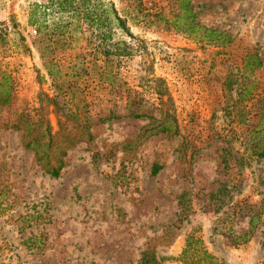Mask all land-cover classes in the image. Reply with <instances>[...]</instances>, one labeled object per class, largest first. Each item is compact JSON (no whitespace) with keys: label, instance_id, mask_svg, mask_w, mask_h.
<instances>
[{"label":"rangeland","instance_id":"1","mask_svg":"<svg viewBox=\"0 0 264 264\" xmlns=\"http://www.w3.org/2000/svg\"><path fill=\"white\" fill-rule=\"evenodd\" d=\"M32 1L0 0V73L12 88L0 106V264H180L191 233L223 264H264V157L251 149L264 110V0H190L200 25L232 36L225 47L171 28L175 0H110L132 38L114 29L102 48L124 43L127 55L103 59L84 27L52 54L65 70L58 90L26 24ZM252 55L260 67L248 73ZM76 108L57 134V117ZM109 109L117 119L65 147L72 119ZM161 119L174 135L148 133Z\"/></svg>","mask_w":264,"mask_h":264},{"label":"trees","instance_id":"2","mask_svg":"<svg viewBox=\"0 0 264 264\" xmlns=\"http://www.w3.org/2000/svg\"><path fill=\"white\" fill-rule=\"evenodd\" d=\"M176 11L170 20V26L177 32H181L192 39L216 47H225L232 43V36L221 29L210 28L200 25L195 18V14L191 9L190 0H175ZM26 24L33 29L37 40L41 45L42 52L40 54L43 60V68L47 77L51 80L55 89H59V80L61 74L65 70L56 63L52 58V54L56 49H65L75 38V35L81 34L84 27L93 29L97 32V44L94 46L100 49L103 59L111 57L112 55L124 56L127 55L128 47L124 43H113L111 46L113 51L104 50L103 44L111 43V31L116 29L128 38H132L128 32L123 19L116 12L110 0H34L28 4L26 12ZM4 35L0 30V45H3ZM122 47V48H121ZM249 59V62L247 60ZM260 67V61L256 56H247L243 61V70L248 73ZM107 76V75H106ZM108 77V76H107ZM109 78V77H108ZM159 82V80H155ZM246 94H250V89L247 88ZM12 97L11 80L5 73H0V106H6L10 103ZM257 101L260 96H256ZM53 107L56 111H60L64 105H59L53 102ZM125 108H127L128 116L132 118L142 117V114L134 113L129 110V102L125 101ZM78 108L73 110H66L63 115V120L57 117V134L64 131L66 122L76 115ZM73 113V114H72ZM19 116H22L20 114ZM258 121L253 126L251 134L260 135L259 141H251L252 151L259 157H264V110L257 114ZM21 118V117H19ZM118 116L114 115L112 110H108L106 114H97L96 121L88 119L87 115L75 120L72 119L70 127L67 129V139L65 147L72 145L74 142L91 141L89 134V126L92 123H103L105 121L115 120ZM175 124L167 119L157 121L148 130L151 135L165 134L174 135L177 131ZM25 135L29 134V128H25ZM50 135L48 134L47 144L50 142ZM26 148L33 151L37 160H41L39 151L34 147V143L30 141L24 144ZM60 155L64 152L60 150ZM61 162L58 161L56 167L47 170V173L56 177L60 169ZM159 169L158 166H152L151 174H155ZM264 209V198L261 200L260 210ZM251 224V223H250ZM253 225V224H251ZM252 226L246 232L250 234ZM246 240V238H244ZM180 264H223L218 261L213 255L204 249L201 240L195 238L193 234L186 236L184 245L180 251L179 257L176 259ZM153 264L152 260L151 263Z\"/></svg>","mask_w":264,"mask_h":264}]
</instances>
